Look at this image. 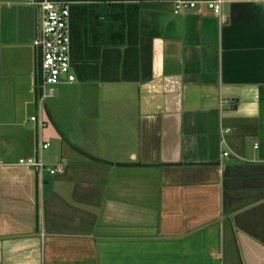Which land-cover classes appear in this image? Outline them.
Wrapping results in <instances>:
<instances>
[{
  "label": "crops",
  "instance_id": "0c3cea01",
  "mask_svg": "<svg viewBox=\"0 0 264 264\" xmlns=\"http://www.w3.org/2000/svg\"><path fill=\"white\" fill-rule=\"evenodd\" d=\"M80 8L40 134L37 12L0 0V264H264V0Z\"/></svg>",
  "mask_w": 264,
  "mask_h": 264
},
{
  "label": "built area",
  "instance_id": "2783aa9c",
  "mask_svg": "<svg viewBox=\"0 0 264 264\" xmlns=\"http://www.w3.org/2000/svg\"><path fill=\"white\" fill-rule=\"evenodd\" d=\"M143 2L167 3L172 5L173 14L181 16L190 13L212 14L220 21H226L223 6L226 0H27L37 12V35L34 42L39 52V115L32 117L38 123L40 134L48 125L43 115L46 102L55 96L56 88L63 82L72 83L76 76L72 71V7L85 3L122 4ZM226 129L223 134H228ZM223 144H227L223 137ZM50 147L40 140L38 158H29L23 165L33 168L41 177L44 172L55 175L59 168L49 167L42 159V152ZM231 152H224L225 158Z\"/></svg>",
  "mask_w": 264,
  "mask_h": 264
},
{
  "label": "trees",
  "instance_id": "16d2710c",
  "mask_svg": "<svg viewBox=\"0 0 264 264\" xmlns=\"http://www.w3.org/2000/svg\"><path fill=\"white\" fill-rule=\"evenodd\" d=\"M81 6V5H80ZM80 6L72 7V55L74 54V49L79 47L80 44V28L82 27V15L87 14L86 9L80 8ZM79 35V37H78Z\"/></svg>",
  "mask_w": 264,
  "mask_h": 264
}]
</instances>
